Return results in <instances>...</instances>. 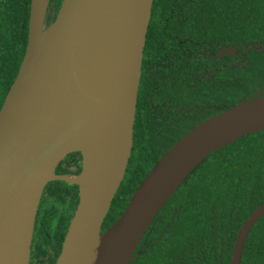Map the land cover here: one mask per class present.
<instances>
[{"label": "trees", "instance_id": "obj_1", "mask_svg": "<svg viewBox=\"0 0 264 264\" xmlns=\"http://www.w3.org/2000/svg\"><path fill=\"white\" fill-rule=\"evenodd\" d=\"M63 0H50L45 27ZM32 0H0V111L25 58ZM235 47V52L224 51ZM264 96V0H155L147 35L134 148L103 231L165 153L207 118ZM83 154L57 174L77 176ZM80 186L50 181L42 194L30 264H57ZM264 203V129L209 154L160 208L130 264H230L238 233ZM241 264H264V215Z\"/></svg>", "mask_w": 264, "mask_h": 264}, {"label": "water", "instance_id": "obj_2", "mask_svg": "<svg viewBox=\"0 0 264 264\" xmlns=\"http://www.w3.org/2000/svg\"><path fill=\"white\" fill-rule=\"evenodd\" d=\"M49 1L32 0L25 58L0 111V259L13 239L21 237L24 218L35 207L23 263L30 264L42 194L50 181L65 179L80 186V202L57 264H130L152 220L187 174L215 150L264 129V109L253 108L264 96L215 114L186 133L139 184L122 216L103 231L134 148L138 96L155 0H101L113 76L102 89L89 92L83 87L76 62L82 0H63L57 18L45 27ZM40 33L44 47L38 53ZM235 51L232 47L226 53ZM49 65L68 86L71 106L14 108L15 101L31 92L33 73ZM212 135L219 145L209 149L178 179L183 165ZM90 150L96 151L88 156ZM72 152L83 154L82 172L75 177L57 174L61 162ZM104 159L111 169L110 181L94 201L89 196V163ZM263 215L264 203L241 227L230 264L242 263L248 236Z\"/></svg>", "mask_w": 264, "mask_h": 264}, {"label": "bare ground", "instance_id": "obj_3", "mask_svg": "<svg viewBox=\"0 0 264 264\" xmlns=\"http://www.w3.org/2000/svg\"><path fill=\"white\" fill-rule=\"evenodd\" d=\"M43 13L41 17H43ZM38 40L37 52L40 53L44 47L42 33H40ZM76 62L79 77L84 89L88 92L102 89L113 76L111 50L105 33L101 0L81 1L76 39ZM71 104L72 94L68 86L62 81L60 73L49 65L33 73L31 92L15 101L13 107L28 110L35 105L71 106ZM253 108L264 109V99L258 101ZM215 139L216 135H212L201 142L200 152L183 165L178 179L193 168L209 149L219 145V142ZM95 151L90 150L86 154L90 156ZM89 164L92 173L89 196L95 201L107 187L110 181L111 169L106 159L100 162L91 161ZM34 213L35 207L28 216H25L21 237L17 236L13 239L10 247L3 253L0 264L24 263L33 228ZM70 245L71 243L68 240L67 249Z\"/></svg>", "mask_w": 264, "mask_h": 264}, {"label": "flooded vegetation", "instance_id": "obj_4", "mask_svg": "<svg viewBox=\"0 0 264 264\" xmlns=\"http://www.w3.org/2000/svg\"><path fill=\"white\" fill-rule=\"evenodd\" d=\"M229 50V49H228ZM227 51V50H226ZM226 51H224L226 53Z\"/></svg>", "mask_w": 264, "mask_h": 264}, {"label": "rangeland", "instance_id": "obj_5", "mask_svg": "<svg viewBox=\"0 0 264 264\" xmlns=\"http://www.w3.org/2000/svg\"><path fill=\"white\" fill-rule=\"evenodd\" d=\"M72 177H75V176H72Z\"/></svg>", "mask_w": 264, "mask_h": 264}]
</instances>
